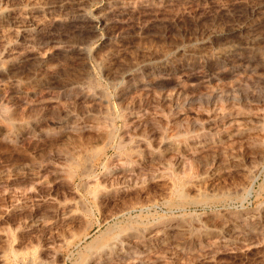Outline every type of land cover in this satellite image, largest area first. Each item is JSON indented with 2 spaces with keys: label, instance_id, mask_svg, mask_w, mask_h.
<instances>
[{
  "label": "rangeland",
  "instance_id": "1",
  "mask_svg": "<svg viewBox=\"0 0 264 264\" xmlns=\"http://www.w3.org/2000/svg\"><path fill=\"white\" fill-rule=\"evenodd\" d=\"M263 82L264 0H0V264H264Z\"/></svg>",
  "mask_w": 264,
  "mask_h": 264
},
{
  "label": "bare ground",
  "instance_id": "2",
  "mask_svg": "<svg viewBox=\"0 0 264 264\" xmlns=\"http://www.w3.org/2000/svg\"><path fill=\"white\" fill-rule=\"evenodd\" d=\"M250 31V30H249ZM41 32V31H40ZM248 33V32H247ZM251 33V32H250ZM252 34V33H251ZM245 38V37H244ZM246 40V39H245ZM244 40H242V42H243ZM246 43V42H245ZM247 44V43H246ZM183 55V54H182ZM235 55H236V53H235ZM234 56V55H233ZM233 58V57H232ZM230 59V58H229ZM232 60V59H231ZM181 61V60H180ZM236 61V60H235ZM235 63V62H234ZM237 63V62H236ZM238 64V63H237ZM226 67V66H225ZM187 76V75H186ZM264 83V82H263ZM139 128V127H138ZM127 135V134H126ZM121 137V136H120ZM110 139V138H109ZM123 139V138H122ZM123 141V140H122ZM128 144L129 143H124L123 145H121V147H124V148H128ZM132 146V145H131ZM252 146V145H251ZM120 147V144H119V148H121ZM119 148H117V149H119ZM123 148V149H124ZM122 149V150H123ZM120 150V149H119ZM125 150V149H124ZM131 151L130 152H132V153H136L137 152V150H135L134 148H132V149H130ZM233 157V156H232ZM91 158V157H90ZM204 158V157H203ZM73 166V165H72ZM84 166V165H83ZM95 166V165H94ZM97 170H98V166H96L95 167V169H93L92 170V173L93 174H95V173H97ZM86 173V172H85ZM127 177V176H126ZM116 178V177H115ZM132 178V177H131ZM127 179H129V178H127ZM141 179V178H140ZM147 179V178H146ZM151 179V178H150ZM130 180H132V179H129L127 182H125V184H124V187H126V188H130L131 187V183H134V182H131L130 183ZM134 180V179H133ZM136 180V179H135ZM138 181L136 180L135 181V185H136V183H137ZM130 183V184H129ZM145 183V182H144ZM117 184V183H116ZM121 184H122V186H123V183L121 182ZM101 185H102V187H101ZM119 185V184H118ZM133 186H134V184H133ZM98 187V189H102L103 188V182L102 183H99V185L97 186ZM96 187V188H97ZM109 188H111L112 189V187L110 186ZM109 188H107V189H109ZM114 188V187H113ZM118 188V187H117ZM134 188V187H133ZM120 189V188H119ZM97 189H95V192H94V194H96L97 196L99 195V192L100 193H102L103 191H100L99 190V192H98V190L96 191ZM106 190V189H105ZM112 191V190H111ZM104 193H105V191H104ZM110 193V192H109ZM119 193H120V191H118V193H116L115 195H119ZM93 194V195H94ZM103 194V193H102ZM102 194L99 196V197H97L96 196V198L98 199V202L100 201V202H103L101 199H103V196H102ZM111 195H113V194H105L104 196H108L109 198L111 197ZM114 198V197H113ZM131 206V205H130ZM91 209V208H90ZM124 209H127V208H124ZM135 209H130V210H126V211H123V209L122 210H120L121 212H118V213H114V211H113V213L111 214V215H109L108 217L106 216V218H103L104 219V222H108V221H115V220H117V223L118 224H116L115 226H117L113 231H111L110 233H109V235L107 236V237H105L104 239H103V241L100 243L99 242V244L97 245V255H99V257L100 258H102V260H106V258H104L105 256H108V257H111V255H113V254H119L118 252H120V253H122L123 251H124V249H125V245H126V242H125V236H127L128 237V235H130L131 233H132V229L130 230H126V228L124 229L121 225H120V222H122L121 221V217H124V215H130L133 211H134ZM123 211V212H122ZM93 213V212H92ZM92 225H93V223L91 224V226H89V228L87 227V229H90L91 227H92ZM114 228V227H113ZM112 228V229H113ZM129 228V227H128ZM111 229V230H112ZM236 230V229H235ZM262 230V229H261ZM179 231V230H178ZM226 231V230H225ZM228 232V231H227ZM108 233V232H107ZM106 233V234H107ZM159 233H160V231H159ZM161 233H162V231H161ZM105 234V233H104ZM250 234V233H249ZM159 235V234H158ZM162 235V234H161ZM166 235V234H165ZM164 236V235H163ZM245 236V235H244ZM130 237V236H129ZM161 237V236H160ZM263 237V236H262ZM159 238V237H158ZM163 238V237H162ZM170 239V238H169ZM178 239V238H177ZM181 239V238H180ZM160 240V239H159ZM167 240V239H166ZM161 242H163V240L161 241ZM164 242H166L165 241V239H164ZM163 242V243H164ZM127 243H128V241H127ZM160 243V242H159ZM166 243H169L168 241L166 242ZM177 243V242H176ZM129 251V250H128ZM128 251H127V253H128ZM121 255V254H120ZM119 256V255H118ZM101 260V261H102ZM107 261V260H106ZM106 263V262H105Z\"/></svg>",
  "mask_w": 264,
  "mask_h": 264
}]
</instances>
